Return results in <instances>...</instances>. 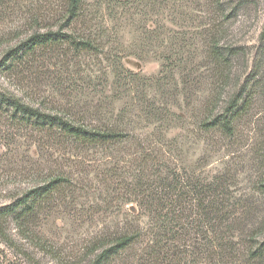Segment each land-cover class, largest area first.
I'll return each mask as SVG.
<instances>
[{"label": "rangeland", "instance_id": "374dc122", "mask_svg": "<svg viewBox=\"0 0 264 264\" xmlns=\"http://www.w3.org/2000/svg\"><path fill=\"white\" fill-rule=\"evenodd\" d=\"M140 1L137 9L117 8L120 14L109 17L107 8L114 7L109 0H86L93 17L89 25L106 31L102 40L111 54L104 55L98 66L109 77V109L113 114H108L107 119L117 126L122 117L121 125L133 130L132 135L173 141L163 153L170 156L179 172H194L203 180L230 179V191L249 208V214L244 215L245 209H241L236 217L246 223L264 221V194L258 190L264 180V0H223L225 15L206 0H171L164 6L161 0ZM65 5L66 0H13L0 17V60L16 42L19 31L20 35L31 33L35 27L43 32L49 24L57 29V17ZM33 19H40L43 28L35 22L32 25ZM215 35L221 46L233 49L231 65L226 66L231 70V79L220 105L228 103L244 84L252 95L250 108L237 121L236 137L230 141L220 137L225 135L220 131H209L202 125L204 110L215 103L225 72L207 54V40ZM116 54L121 57L115 73L110 61ZM165 55L178 65L175 70L165 71ZM67 63H62L61 56L44 62L34 72L21 75V88L0 75V89H8L32 104L70 108L79 101L82 107L91 102L89 95L93 94L87 84L78 89L79 78L96 76L97 67H73ZM121 70H125L124 78L118 81ZM123 109L125 115H121ZM50 145L42 135L0 118V211L34 188L38 175L66 168L82 178L68 191L75 194L72 203L65 200L68 193L62 198L57 196L54 203L43 206L35 222L36 230L49 242L57 258L24 241L16 226L7 223L12 243L0 239V264H89L93 256L88 257V250L96 239L111 234L117 225L135 220L132 215L138 213L134 204H126L117 179L111 184L104 180L103 171L114 166V158L124 151L122 146L115 147L109 155L77 151L71 156L62 145ZM117 188L123 197L112 202ZM107 196L111 205L121 207L120 211L96 209ZM136 222L145 226L148 221L140 218ZM142 250L143 246H139L128 251L127 262Z\"/></svg>", "mask_w": 264, "mask_h": 264}, {"label": "trees", "instance_id": "16d2710c", "mask_svg": "<svg viewBox=\"0 0 264 264\" xmlns=\"http://www.w3.org/2000/svg\"><path fill=\"white\" fill-rule=\"evenodd\" d=\"M109 1L114 4L113 8H107L109 17L120 14L117 8L132 10L142 4L140 0ZM206 1L215 5L222 15L226 14L223 0ZM12 2L0 0V17ZM160 2L164 6L173 1ZM86 3V0H66L65 9L57 17V29L49 24L43 32L35 27L25 35H20L19 31L16 42L7 48L0 60V75H5L21 88L20 85L24 84L21 75L34 72L55 57L61 56L62 63L68 61L67 66L89 68L94 64L98 74L79 78L81 85H77L78 89L88 85L93 94L89 95L91 102L79 107L81 104L77 101L70 108L43 102L32 104L8 89H0V118L42 135L51 148L54 144L62 145L71 156L77 151L80 154L99 151L109 155L115 147L124 148L122 156L119 154L114 158V166L103 171L104 180L111 184L117 179V186L125 193L122 197L126 204H134L138 213L131 214L135 220L117 225L114 232L96 239L88 250V257L93 256L89 264H264V221L246 223L236 217L241 209H245L244 215L249 214V208L230 191V179L213 177L212 180H203L194 172H179L170 156L163 153L173 141L153 135H132L133 130L121 125L124 123L122 117L117 126L111 123L112 119H107L108 114H113L109 105V77L107 73L102 74L98 66L104 55L111 54L106 50L107 43L102 40L106 31L103 33L89 25L93 17ZM39 21L33 19L32 25L35 22L42 29ZM152 33L154 35L156 31ZM207 45L209 58L225 72L215 103L204 110L202 125L209 131L218 130L225 134L219 136L226 140H234L237 121L250 108L252 95L244 84L228 103L220 105L223 91L231 79V70L226 66L231 65L233 49L221 46L218 35L208 39ZM119 57L116 54L110 61L115 73L120 64ZM163 59L165 71L177 68L178 65L168 56ZM122 71L125 70L119 72L118 81L124 78ZM66 84L73 86L70 82ZM120 112L121 115L126 113L124 109ZM150 115L149 112L147 116ZM39 145L42 146L41 141ZM120 164L125 166L121 168ZM36 179L34 188L21 193L0 211V239L12 243L6 227L7 223H12L24 241L56 259L55 251L36 230L35 222L39 220L43 206L54 203L57 196H65L82 178L72 169L60 168L38 175ZM120 179H130L131 182L118 181ZM110 184L106 185L107 188ZM258 186L259 192L264 194V180ZM118 189L113 190L117 193L112 196V202L122 198ZM68 194L65 200L72 203L75 194ZM112 202L107 196L96 209L120 211L121 207H114ZM140 218L147 219L145 226L136 222ZM139 246H143L142 254L127 262L125 254Z\"/></svg>", "mask_w": 264, "mask_h": 264}]
</instances>
